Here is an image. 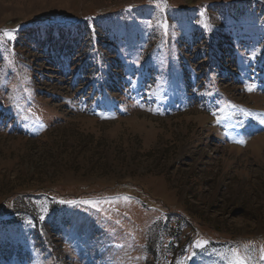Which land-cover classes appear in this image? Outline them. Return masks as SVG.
<instances>
[{
  "label": "rangeland",
  "instance_id": "obj_1",
  "mask_svg": "<svg viewBox=\"0 0 264 264\" xmlns=\"http://www.w3.org/2000/svg\"><path fill=\"white\" fill-rule=\"evenodd\" d=\"M1 109L0 264H264V0H0Z\"/></svg>",
  "mask_w": 264,
  "mask_h": 264
},
{
  "label": "snow or ice",
  "instance_id": "obj_2",
  "mask_svg": "<svg viewBox=\"0 0 264 264\" xmlns=\"http://www.w3.org/2000/svg\"><path fill=\"white\" fill-rule=\"evenodd\" d=\"M3 37L7 40V41H11L14 39L13 33L11 31H3ZM251 90V89H249ZM213 115L215 116L216 113H213ZM220 122V118H217V123ZM63 203V201H62ZM207 244V241H197L195 243V247L197 248H201L204 247ZM233 256L235 257V261L234 264H245L244 259L240 256V254L237 251H233ZM261 260H264V249L261 250V256H260Z\"/></svg>",
  "mask_w": 264,
  "mask_h": 264
},
{
  "label": "trees",
  "instance_id": "obj_3",
  "mask_svg": "<svg viewBox=\"0 0 264 264\" xmlns=\"http://www.w3.org/2000/svg\"><path fill=\"white\" fill-rule=\"evenodd\" d=\"M15 27H18V26H14V28ZM13 28V27H12ZM16 30L17 31H22L23 30V27L22 26H19L18 28H16ZM65 53V52H64ZM64 53H62V55H64ZM64 59V58H63ZM64 61H66V62H68V60H66V59H64ZM6 106V105H5ZM1 107H3V106H1ZM0 111H6V110H4V109H1Z\"/></svg>",
  "mask_w": 264,
  "mask_h": 264
},
{
  "label": "bare ground",
  "instance_id": "obj_4",
  "mask_svg": "<svg viewBox=\"0 0 264 264\" xmlns=\"http://www.w3.org/2000/svg\"><path fill=\"white\" fill-rule=\"evenodd\" d=\"M254 141H255V140H252L251 142L254 143ZM259 142H260V141H259ZM257 144H258V142H257ZM254 148H255V147H254Z\"/></svg>",
  "mask_w": 264,
  "mask_h": 264
},
{
  "label": "crops",
  "instance_id": "obj_5",
  "mask_svg": "<svg viewBox=\"0 0 264 264\" xmlns=\"http://www.w3.org/2000/svg\"><path fill=\"white\" fill-rule=\"evenodd\" d=\"M255 136V135H254Z\"/></svg>",
  "mask_w": 264,
  "mask_h": 264
}]
</instances>
